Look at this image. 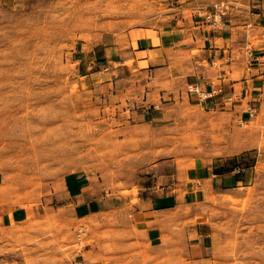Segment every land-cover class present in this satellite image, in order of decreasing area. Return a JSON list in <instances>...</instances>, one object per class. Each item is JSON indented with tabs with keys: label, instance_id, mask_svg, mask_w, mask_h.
<instances>
[{
	"label": "rangeland",
	"instance_id": "rangeland-1",
	"mask_svg": "<svg viewBox=\"0 0 264 264\" xmlns=\"http://www.w3.org/2000/svg\"><path fill=\"white\" fill-rule=\"evenodd\" d=\"M177 1L0 0V264H264V114L239 123L186 96L162 125L140 126L125 97L80 68L77 51L104 37L204 22L222 4L226 21L264 10V0H195L183 11ZM199 157L240 167L245 183L197 216L181 211L175 234L155 249L139 234L133 206L156 164L185 168ZM70 175L98 187L90 198L110 194L117 205L81 219L63 198ZM22 210L23 220L10 215ZM200 234L209 235L205 244Z\"/></svg>",
	"mask_w": 264,
	"mask_h": 264
},
{
	"label": "crops",
	"instance_id": "crops-1",
	"mask_svg": "<svg viewBox=\"0 0 264 264\" xmlns=\"http://www.w3.org/2000/svg\"><path fill=\"white\" fill-rule=\"evenodd\" d=\"M194 1L178 0L174 7L183 11ZM244 15L228 18L218 31H211L193 17L191 21L178 20L167 30L142 29L140 37L129 32L120 42L104 37L77 51L80 68L90 81L101 78L102 90L125 97L128 112L140 126L162 125L173 102L186 96L204 105L209 113L230 114L239 123H249L264 114V10H245ZM194 51L199 54L193 56ZM126 72L130 75L122 78ZM196 85L216 94L201 102L188 92ZM255 148L242 149L237 155L254 152ZM250 156L257 159V166L259 157ZM244 183L236 167L215 158L199 157L185 168L177 160L158 163L146 194L133 206V221L143 241L158 249L168 234H175L181 211L194 208L197 216L207 201L237 194ZM97 189L82 177L70 175L63 183V198L78 217L89 218L117 205L116 197L110 194L90 198V192ZM10 215L19 220L27 217L24 210ZM205 226L200 223V233ZM208 236L200 234L203 244Z\"/></svg>",
	"mask_w": 264,
	"mask_h": 264
},
{
	"label": "built area",
	"instance_id": "built-area-1",
	"mask_svg": "<svg viewBox=\"0 0 264 264\" xmlns=\"http://www.w3.org/2000/svg\"><path fill=\"white\" fill-rule=\"evenodd\" d=\"M229 15V7L224 4L216 6L213 12H208L204 16V22L211 31L222 30L225 27V18ZM188 92L192 95H196L201 102H206L213 97L216 92H208L203 90L199 85L190 86ZM237 172L241 173V168H237ZM82 234V231L80 232Z\"/></svg>",
	"mask_w": 264,
	"mask_h": 264
}]
</instances>
